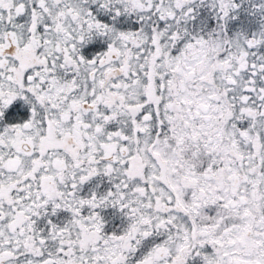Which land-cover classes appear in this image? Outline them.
<instances>
[{"label": "snow or ice", "instance_id": "6c2138e0", "mask_svg": "<svg viewBox=\"0 0 264 264\" xmlns=\"http://www.w3.org/2000/svg\"><path fill=\"white\" fill-rule=\"evenodd\" d=\"M0 264H264V0H0Z\"/></svg>", "mask_w": 264, "mask_h": 264}]
</instances>
